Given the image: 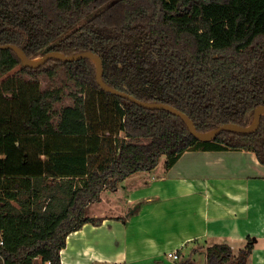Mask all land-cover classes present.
Here are the masks:
<instances>
[{
  "label": "trees",
  "instance_id": "16d2710c",
  "mask_svg": "<svg viewBox=\"0 0 264 264\" xmlns=\"http://www.w3.org/2000/svg\"><path fill=\"white\" fill-rule=\"evenodd\" d=\"M6 44L31 59L93 52L107 85L176 107L202 133L251 126L264 106V0H0ZM18 66L0 83L4 264H62L68 237L101 221L88 206L163 155L166 169L189 151L252 152L264 164V114L252 133L201 141L172 112L102 89L89 58L31 68L0 49L1 76ZM42 78L61 84L42 89ZM253 249L215 244L206 264H248Z\"/></svg>",
  "mask_w": 264,
  "mask_h": 264
},
{
  "label": "crops",
  "instance_id": "0c3cea01",
  "mask_svg": "<svg viewBox=\"0 0 264 264\" xmlns=\"http://www.w3.org/2000/svg\"><path fill=\"white\" fill-rule=\"evenodd\" d=\"M129 178L88 206L87 215L101 221L68 237L62 264H183L197 255L206 261L215 244L237 253L248 240V264H264V164L256 154L189 151L146 183Z\"/></svg>",
  "mask_w": 264,
  "mask_h": 264
},
{
  "label": "water",
  "instance_id": "95a60500",
  "mask_svg": "<svg viewBox=\"0 0 264 264\" xmlns=\"http://www.w3.org/2000/svg\"><path fill=\"white\" fill-rule=\"evenodd\" d=\"M0 49L15 50L19 54L20 58L22 59L23 65L27 67H31V68L39 67L40 65L48 62L50 59H53V58H57V59H61L64 61H69V62L89 58L97 64V68H98L97 83L101 86L102 89L114 95L128 99L132 103L137 104L138 106L146 108V109H162V110H168L172 112L174 115L181 117L186 123V125L188 126V128L190 129L191 133L201 141H211L215 139V137L218 134L222 133L223 131H227V130H234V131H239L243 133H252L258 129L260 122H261V116L264 114V106H260L256 111V116L251 126L244 127V126L229 123V124H224L220 126L217 130L213 132H210L212 134L202 133L197 130L193 120L187 114L178 110L176 107L172 105L164 104V103L145 102V101H142L134 97L128 92L118 90V89H115L107 85L103 80L104 68H103L102 59L100 58L99 55L93 52H83V53H79L75 55H66L65 53H62L59 51H52V52L47 53L43 57H38L40 60L36 61V59L38 58H35V59L29 58L26 55V53L17 45H14V44L0 45Z\"/></svg>",
  "mask_w": 264,
  "mask_h": 264
},
{
  "label": "rangeland",
  "instance_id": "374dc122",
  "mask_svg": "<svg viewBox=\"0 0 264 264\" xmlns=\"http://www.w3.org/2000/svg\"><path fill=\"white\" fill-rule=\"evenodd\" d=\"M21 68V66H18V67H16L15 69H13L10 73H8V74H6V75H3V76H1L0 75V83L3 81V80H5V79H7L8 77H10V76H12V75H14L19 69ZM59 84H61L60 83V79H56V80H50V79H48V78H42L41 79V87H42V89H46V88H48V87H54V86H58ZM71 100L70 99H68V100H66L64 103H60L58 106L59 107H62L63 105H66V104H71ZM165 160H166V156L165 155H163V156H161V158H160V161H159V164L156 166V168H154L153 169V171L151 170V171H143V172H137V173H134V174H132V175H130V178L129 179H127V184H130L133 180H134V178L136 177V176H142V182H144V183H146V181H148L149 179H151V177L154 175V174H158L160 171H161V169L163 170V168H165ZM126 180V179H125ZM125 180H124V182H125ZM122 184V183H121ZM127 192H129V190H126L125 192H122L121 194H123V193H125V194H127ZM102 195L104 196V197H108V196H110V189H105V191L102 193ZM119 201H121V202H123V198L122 199H119ZM124 208V207H123ZM198 250L200 251V250H204L203 248V246H201L200 244L198 245ZM179 256V255H178ZM195 260H196V262H190L191 264H206V261H205V258L204 257H200V256H198L197 255V257H195L194 258ZM187 260H189L188 258L187 259H185L184 261L182 260V263H185V261H187ZM162 261H163V264H175V263H173V262H171V261H169V260H167V258H164V259H162ZM37 264H40V262H38ZM179 264V263H178Z\"/></svg>",
  "mask_w": 264,
  "mask_h": 264
},
{
  "label": "built area",
  "instance_id": "2783aa9c",
  "mask_svg": "<svg viewBox=\"0 0 264 264\" xmlns=\"http://www.w3.org/2000/svg\"><path fill=\"white\" fill-rule=\"evenodd\" d=\"M3 246H4V239H3L2 234L0 233V260L4 264V256L2 253ZM168 256L170 258H173L174 260H177L179 258L178 253H169Z\"/></svg>",
  "mask_w": 264,
  "mask_h": 264
},
{
  "label": "bare ground",
  "instance_id": "6f19581e",
  "mask_svg": "<svg viewBox=\"0 0 264 264\" xmlns=\"http://www.w3.org/2000/svg\"><path fill=\"white\" fill-rule=\"evenodd\" d=\"M40 59L38 58V59H36V61H39ZM209 134H212V133H209Z\"/></svg>",
  "mask_w": 264,
  "mask_h": 264
}]
</instances>
